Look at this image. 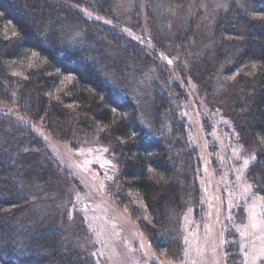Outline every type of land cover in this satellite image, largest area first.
Instances as JSON below:
<instances>
[{"label": "rangeland", "instance_id": "obj_1", "mask_svg": "<svg viewBox=\"0 0 264 264\" xmlns=\"http://www.w3.org/2000/svg\"><path fill=\"white\" fill-rule=\"evenodd\" d=\"M231 1L110 0L116 24L95 18V28L70 22L64 31L70 42L89 43L114 88L126 85L146 124H151L155 83L169 97L179 98L186 137L194 140L193 146L199 141L200 162L194 187L181 193V206L166 208V229L179 235L180 256L170 259L152 249L134 220L132 204L143 209L136 193L128 192L130 203L118 199L112 181L115 162L98 132L81 129L73 115L60 120L61 134L55 136L56 124L47 123L48 114L27 116L29 110L16 103L13 88L12 101L0 99V113L30 127L44 149L40 170L30 166V174L23 175L31 201L14 216L16 225L44 222L59 228L91 264H263L264 197L248 175L253 146L236 133V121L226 117L232 112L245 124L249 87L216 64L224 52L217 50L215 19ZM135 6L138 13L132 11ZM82 14L93 18L85 10ZM141 61L156 62L145 66ZM204 72L208 77H201ZM206 116L211 121L203 124Z\"/></svg>", "mask_w": 264, "mask_h": 264}, {"label": "trees", "instance_id": "obj_2", "mask_svg": "<svg viewBox=\"0 0 264 264\" xmlns=\"http://www.w3.org/2000/svg\"><path fill=\"white\" fill-rule=\"evenodd\" d=\"M83 10L93 18L84 16ZM132 11L138 13L137 7ZM95 18L116 24L110 0H0V99L12 101L14 88L16 103L28 108L27 116L48 114L47 123L56 124L55 136L61 134L60 120L73 115L81 129L96 130L115 162L112 181L118 199L130 203L128 192L139 196L143 209L132 204L139 229L158 254L177 259L180 237L166 229V208L180 207L183 190L194 187L200 169L199 141L193 146L194 140L186 137L179 98L169 97L155 83L151 124H146L126 85L114 88L89 43L68 41L64 31L70 22L95 28ZM214 34L217 50L224 52L218 53L221 61L216 64L237 84L249 87L245 124L232 112L226 117L236 121V133L253 146L248 148L255 157L248 175L264 197V0H232L217 15ZM116 40L113 37L121 48ZM141 62L147 66L156 61ZM201 77L198 83L204 88ZM202 121L211 119L206 116ZM43 150L30 127L0 113V264H91L59 228L44 222L14 223V216L31 201L23 175L30 174V166L40 170ZM208 156L215 153L208 151Z\"/></svg>", "mask_w": 264, "mask_h": 264}, {"label": "snow or ice", "instance_id": "obj_3", "mask_svg": "<svg viewBox=\"0 0 264 264\" xmlns=\"http://www.w3.org/2000/svg\"><path fill=\"white\" fill-rule=\"evenodd\" d=\"M169 63H171V61H169ZM105 151H107L106 149H105ZM104 163H108L107 161H105ZM247 163V162H246ZM252 213H253V219L255 218V209H252V210H250ZM262 223H264V222H262ZM257 227V224L256 223H253L252 224V228L253 229H255ZM241 235H244V233L243 232H241ZM242 247V249H243V245L241 246ZM261 251L262 252H264V249H261Z\"/></svg>", "mask_w": 264, "mask_h": 264}]
</instances>
